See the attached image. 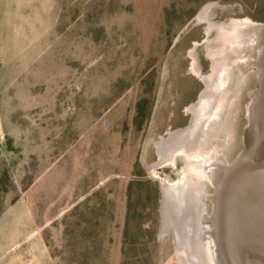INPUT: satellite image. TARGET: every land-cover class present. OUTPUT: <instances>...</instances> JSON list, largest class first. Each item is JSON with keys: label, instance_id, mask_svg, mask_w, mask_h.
Instances as JSON below:
<instances>
[{"label": "rangeland", "instance_id": "1", "mask_svg": "<svg viewBox=\"0 0 264 264\" xmlns=\"http://www.w3.org/2000/svg\"><path fill=\"white\" fill-rule=\"evenodd\" d=\"M213 2L217 24L264 23V0H0V229L24 225L0 261L190 264L158 234L165 162L146 167L204 89L216 29L197 13ZM261 73L243 77L222 162L243 148Z\"/></svg>", "mask_w": 264, "mask_h": 264}, {"label": "water", "instance_id": "2", "mask_svg": "<svg viewBox=\"0 0 264 264\" xmlns=\"http://www.w3.org/2000/svg\"><path fill=\"white\" fill-rule=\"evenodd\" d=\"M215 4L197 13L205 32L216 29L205 40L211 70L204 89L190 104L188 125L160 140V160L146 172L165 162L158 234L171 232L190 264H264V23L245 17L217 24L210 16ZM250 70L262 73L250 91L245 143L230 163L222 162Z\"/></svg>", "mask_w": 264, "mask_h": 264}, {"label": "crops", "instance_id": "3", "mask_svg": "<svg viewBox=\"0 0 264 264\" xmlns=\"http://www.w3.org/2000/svg\"><path fill=\"white\" fill-rule=\"evenodd\" d=\"M24 216H25V214H23ZM22 218V220L24 219L23 217H21ZM0 219H1V216H0ZM23 223L21 222V223H19V226L15 229V231H11V230H8L7 228H3V229H0V237H6V236H8V234H9V232H11V233H14L15 235H16V237L19 235V236H22L23 235ZM2 238H0V240H1ZM3 242L5 243V249L3 250V252L5 253L4 254V256H7V253H8V248H7V246H6V242H7V239L6 238H4L3 239ZM44 252H45V254L46 255H44V256H46V257H48L49 256V254H48V252H47V250L46 249H44ZM48 255V256H47ZM0 264H25V261L23 260V252L21 253V254H16L15 255V259H11V260H7L6 259V257H5V259H3V261L1 260L0 261Z\"/></svg>", "mask_w": 264, "mask_h": 264}, {"label": "trees", "instance_id": "4", "mask_svg": "<svg viewBox=\"0 0 264 264\" xmlns=\"http://www.w3.org/2000/svg\"><path fill=\"white\" fill-rule=\"evenodd\" d=\"M144 100H140L137 102L136 104V116H135V121H137L139 118H141L142 116H144V111H145V107H144ZM7 174L6 172H2L0 175V187H1V191L2 192H6L7 191V187L4 184L5 180H7ZM0 212H1V207H0Z\"/></svg>", "mask_w": 264, "mask_h": 264}]
</instances>
